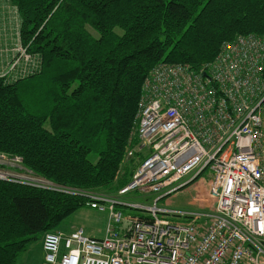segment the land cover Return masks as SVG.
<instances>
[{
	"label": "trees",
	"instance_id": "16d2710c",
	"mask_svg": "<svg viewBox=\"0 0 264 264\" xmlns=\"http://www.w3.org/2000/svg\"><path fill=\"white\" fill-rule=\"evenodd\" d=\"M8 1L39 69L0 77V152L84 191L114 192L130 179L141 155L125 152L137 143L134 117L154 65L198 69L223 41L264 34V0ZM86 205L83 195L0 180V264H16Z\"/></svg>",
	"mask_w": 264,
	"mask_h": 264
},
{
	"label": "built area",
	"instance_id": "2783aa9c",
	"mask_svg": "<svg viewBox=\"0 0 264 264\" xmlns=\"http://www.w3.org/2000/svg\"><path fill=\"white\" fill-rule=\"evenodd\" d=\"M17 50L11 68L23 57L28 64L22 76L39 69L26 47ZM263 66L264 34L223 41L213 60L198 69L154 65L134 117L137 143L125 152L126 158L138 153L141 159L114 192L73 189L26 169H0V179L83 195L87 207L107 211L101 238L81 227L46 232L41 264H263ZM0 165L22 166V158L0 152ZM206 170L209 207L158 205ZM132 191L158 194L152 203L125 200Z\"/></svg>",
	"mask_w": 264,
	"mask_h": 264
},
{
	"label": "rangeland",
	"instance_id": "374dc122",
	"mask_svg": "<svg viewBox=\"0 0 264 264\" xmlns=\"http://www.w3.org/2000/svg\"><path fill=\"white\" fill-rule=\"evenodd\" d=\"M15 10H16V8H15ZM16 12H17V10H16ZM15 37H16V41H17L16 43L17 44L14 47L16 50L14 59L17 57V54H18L17 49L20 48L21 46H23L21 44V40H20V29L17 32V35ZM28 54H30L31 58L33 56L34 60H39L38 56L32 55V53H29V52H28ZM17 58L15 59V61L17 60ZM14 59L12 60L11 64L13 63ZM21 61H25L24 62L25 65H26V62H28V60H25L23 57H20L18 59V61L16 62V64L18 65ZM2 153H4V152H2ZM90 158H92V159L95 158V154L91 153ZM0 169L6 170L9 172H15V171L21 172V174H25V173H27V171L28 172L31 171L35 175H38L37 173H35L31 169L26 168L23 165V163H22V166L21 165H3V166L0 165ZM24 169H26L27 171ZM32 173H30V175L35 176ZM39 176L41 177V175H39ZM190 176H191V174L186 176V178H188ZM210 176H211V173L208 170L204 171L199 176V178L196 180L193 187L190 186L188 189H186V187L183 189H179V190H177V192L175 194H173L171 196L167 195V196L161 198L158 202V205L165 204V202L167 201L168 202L167 205H169L170 207L184 209V210H189V209L196 208L199 206L209 207L211 204V200H210L209 196L207 195V189H208V181L210 179ZM0 180L31 186L30 184H26V183L23 184V183H20L17 181H12V180H3V179H0ZM157 194L143 195L140 191H132L129 194L125 195L124 199L128 200V201L152 203V200L154 199V197H156ZM123 210H124V214L133 212V210H131V209H123ZM104 212L107 214V211H104ZM78 214H79V211L76 214H74V216L72 215V216L67 217V219L64 221V223L62 225L63 228H67L69 225H73V223H74L73 219H75ZM42 255H43V251L41 248L40 241H36L28 247L26 252H24L23 254H21L18 257L16 264H41L42 263V259H41ZM262 261L264 262L263 259H262Z\"/></svg>",
	"mask_w": 264,
	"mask_h": 264
},
{
	"label": "crops",
	"instance_id": "0c3cea01",
	"mask_svg": "<svg viewBox=\"0 0 264 264\" xmlns=\"http://www.w3.org/2000/svg\"><path fill=\"white\" fill-rule=\"evenodd\" d=\"M19 29L20 18L15 7L8 0H0V77L4 76L9 81L22 76L21 70L27 67V63L25 65V61H21L14 68H11V62L16 53L14 48L17 44L15 36ZM190 186L193 187L194 183L187 186L186 189ZM165 203L167 204L168 202L166 201ZM78 211L79 214L73 219V225H69L67 228H63L62 226V230L72 231L81 227L87 235L93 238L103 237L106 231L108 215L105 212H99L96 209L85 206L76 210L70 216H74ZM42 258L43 255L41 256Z\"/></svg>",
	"mask_w": 264,
	"mask_h": 264
}]
</instances>
